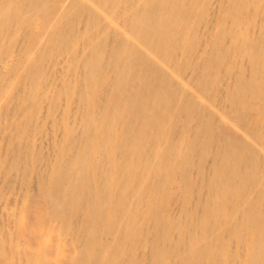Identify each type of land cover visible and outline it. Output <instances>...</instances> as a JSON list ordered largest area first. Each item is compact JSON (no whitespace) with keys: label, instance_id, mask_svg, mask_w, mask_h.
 <instances>
[{"label":"bare ground","instance_id":"1","mask_svg":"<svg viewBox=\"0 0 264 264\" xmlns=\"http://www.w3.org/2000/svg\"><path fill=\"white\" fill-rule=\"evenodd\" d=\"M0 201V264H264V0H0Z\"/></svg>","mask_w":264,"mask_h":264},{"label":"rangeland","instance_id":"2","mask_svg":"<svg viewBox=\"0 0 264 264\" xmlns=\"http://www.w3.org/2000/svg\"><path fill=\"white\" fill-rule=\"evenodd\" d=\"M9 204H10V201H9ZM11 205V204H10ZM3 206V201L1 202L0 201V209H1V207ZM31 218V217H30ZM30 218H28V219H30ZM3 220H4V218H3V216H2V214L0 213V225L3 223ZM31 221V219L29 220V222ZM22 223H21V229H20V233H19V241L21 242V244L24 246V245H26L27 244V238H28V234H27V231H29V230H27V231H25V232H23V228H22ZM27 226H29V224H28V221H27ZM81 226H83V225H80V227ZM37 236V235H36ZM40 237H42V234H39V238Z\"/></svg>","mask_w":264,"mask_h":264}]
</instances>
